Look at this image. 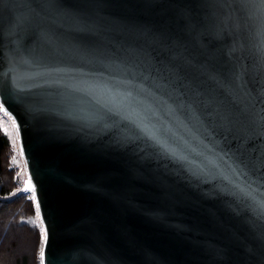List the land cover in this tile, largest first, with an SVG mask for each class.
Returning <instances> with one entry per match:
<instances>
[{
    "label": "water",
    "instance_id": "1",
    "mask_svg": "<svg viewBox=\"0 0 264 264\" xmlns=\"http://www.w3.org/2000/svg\"><path fill=\"white\" fill-rule=\"evenodd\" d=\"M0 104L44 264H264V0H0Z\"/></svg>",
    "mask_w": 264,
    "mask_h": 264
},
{
    "label": "trees",
    "instance_id": "2",
    "mask_svg": "<svg viewBox=\"0 0 264 264\" xmlns=\"http://www.w3.org/2000/svg\"><path fill=\"white\" fill-rule=\"evenodd\" d=\"M24 180L16 166L15 150L0 129V264H41V227L39 221L32 223L38 206L32 192L25 190ZM6 229L10 240L4 236ZM21 240L26 250L18 248Z\"/></svg>",
    "mask_w": 264,
    "mask_h": 264
},
{
    "label": "rangeland",
    "instance_id": "3",
    "mask_svg": "<svg viewBox=\"0 0 264 264\" xmlns=\"http://www.w3.org/2000/svg\"><path fill=\"white\" fill-rule=\"evenodd\" d=\"M0 106H1V104H0ZM0 129L3 132V134L7 137V139L10 142V144L12 145L13 149L15 150L16 166H17V169L20 172L21 176L25 179L24 183H25V181H29V176H28L26 164L24 162V159H23L21 151H20L19 136L17 134L16 125L15 126L12 125L11 120L9 119L8 116L4 115L3 111H0ZM5 129H7V131H5ZM17 155L19 156V158L17 157ZM4 236H8V240H10V238L12 237L11 233L8 235V230L7 229L4 232ZM18 248H20L22 250H26L27 249L26 243L24 242V240H21L18 243Z\"/></svg>",
    "mask_w": 264,
    "mask_h": 264
},
{
    "label": "snow or ice",
    "instance_id": "4",
    "mask_svg": "<svg viewBox=\"0 0 264 264\" xmlns=\"http://www.w3.org/2000/svg\"><path fill=\"white\" fill-rule=\"evenodd\" d=\"M0 111H3L4 115L8 116L9 119L11 120V122H12V125L15 126L16 121L11 118V116L7 112V110H5L2 106H0ZM5 131H7V129H5ZM17 134H18V129H17ZM13 159L15 160V157H13ZM25 183L28 185V187H31V181L30 180L29 181H25ZM25 190H27V188ZM33 198H34V196H33ZM36 217H37V219L33 220L32 223L35 224V223H37V221H39V223H40V227H41V241H42V243H41L40 250H39V257H40L41 264H44V259H45V247H44V245H46L48 237H47L46 230L43 228V221L40 219V213H39V208L38 207H37Z\"/></svg>",
    "mask_w": 264,
    "mask_h": 264
}]
</instances>
